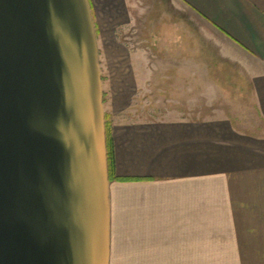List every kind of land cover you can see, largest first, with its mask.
<instances>
[{"label":"crops","instance_id":"crops-1","mask_svg":"<svg viewBox=\"0 0 264 264\" xmlns=\"http://www.w3.org/2000/svg\"><path fill=\"white\" fill-rule=\"evenodd\" d=\"M89 1L98 40L107 31L110 47L126 54L117 32L132 21L131 0ZM173 2L246 61L253 119L236 113L110 123L106 114L115 176L110 264H241L243 256H264V0ZM129 68L103 77L115 116L130 110L137 93L141 76Z\"/></svg>","mask_w":264,"mask_h":264},{"label":"water","instance_id":"water-1","mask_svg":"<svg viewBox=\"0 0 264 264\" xmlns=\"http://www.w3.org/2000/svg\"><path fill=\"white\" fill-rule=\"evenodd\" d=\"M109 147L89 0H0V264H110Z\"/></svg>","mask_w":264,"mask_h":264},{"label":"rangeland","instance_id":"rangeland-1","mask_svg":"<svg viewBox=\"0 0 264 264\" xmlns=\"http://www.w3.org/2000/svg\"><path fill=\"white\" fill-rule=\"evenodd\" d=\"M131 3L132 21L117 32L127 55L122 47H110L107 31H101L98 40L102 77L128 67L141 76L130 110L117 116L109 80H104L110 123L119 118H206L236 113L253 119L246 61L233 54L217 30L173 0ZM110 123L106 117L107 134ZM241 264H264V256H243Z\"/></svg>","mask_w":264,"mask_h":264},{"label":"trees","instance_id":"trees-1","mask_svg":"<svg viewBox=\"0 0 264 264\" xmlns=\"http://www.w3.org/2000/svg\"><path fill=\"white\" fill-rule=\"evenodd\" d=\"M108 147H109V165H110V180L114 176V151H113V142L110 137H108Z\"/></svg>","mask_w":264,"mask_h":264}]
</instances>
